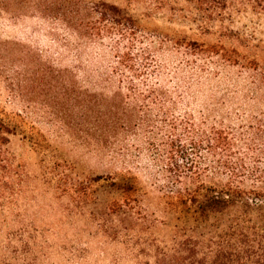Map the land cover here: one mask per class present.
<instances>
[{"label": "rangeland", "instance_id": "obj_1", "mask_svg": "<svg viewBox=\"0 0 264 264\" xmlns=\"http://www.w3.org/2000/svg\"><path fill=\"white\" fill-rule=\"evenodd\" d=\"M81 1L135 21V48L149 52L136 69L165 87V108L148 110L151 98H140L149 121L139 115L127 131L115 95L125 83L105 76L116 39L78 54L61 28L0 16V42L31 52L33 70L17 79L28 88L20 99L0 84V114L24 120L29 138L0 150V264H158L173 241L162 212L174 187L167 147L208 176L214 160L197 143L205 131L264 113V10L246 0Z\"/></svg>", "mask_w": 264, "mask_h": 264}, {"label": "trees", "instance_id": "obj_2", "mask_svg": "<svg viewBox=\"0 0 264 264\" xmlns=\"http://www.w3.org/2000/svg\"><path fill=\"white\" fill-rule=\"evenodd\" d=\"M215 1L197 4L209 7ZM246 1L264 10V0ZM3 15L38 19L63 29L65 47L78 54L90 45L102 48L106 40L116 39L107 48L114 58L105 76L110 82L114 75L125 83L115 95L122 97L116 113L125 116L127 131H135L142 116L149 121L150 112L137 107L140 98H151L148 110L165 108V87L159 81L147 85V67L136 69V59L142 58L145 64L149 52L135 48V21L120 8L104 2L87 5L81 0H0ZM122 43L126 45L123 50ZM12 45L0 42V84L11 97L20 99L27 86L17 79L23 74L31 76L27 59L32 54L11 49ZM105 57L101 52L99 58L104 61ZM23 122L0 114V150L11 138L29 139ZM197 143L205 146L214 160L208 176L198 173L197 163L189 160L185 151L168 146L165 152L167 177L174 187L164 196L162 212L173 222V241L158 264H264V113L238 126H211Z\"/></svg>", "mask_w": 264, "mask_h": 264}]
</instances>
